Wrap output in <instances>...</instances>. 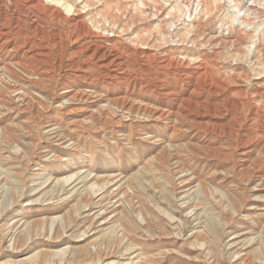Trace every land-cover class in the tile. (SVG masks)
Masks as SVG:
<instances>
[{"label": "rangeland", "instance_id": "1", "mask_svg": "<svg viewBox=\"0 0 264 264\" xmlns=\"http://www.w3.org/2000/svg\"><path fill=\"white\" fill-rule=\"evenodd\" d=\"M7 1L0 264H264V0Z\"/></svg>", "mask_w": 264, "mask_h": 264}, {"label": "bare ground", "instance_id": "2", "mask_svg": "<svg viewBox=\"0 0 264 264\" xmlns=\"http://www.w3.org/2000/svg\"><path fill=\"white\" fill-rule=\"evenodd\" d=\"M10 1V0H9ZM9 1H7V2H9ZM12 1V0H11ZM19 1H21V0H19ZM2 2V1H1ZM247 2L249 3V4H255V0H247ZM15 3V2H14ZM13 3V4H14ZM18 3V2H17ZM0 4H2V3H0ZM4 5V4H3ZM16 5V4H15ZM17 6V5H16ZM19 6V5H18ZM27 6V5H26ZM38 6V5H37ZM40 6V5H39ZM33 7H35V6H33ZM5 8H7L8 9V5H6V7ZM14 8V7H13ZM20 8V7H19ZM16 9H18V8H16ZM30 9V8H29ZM33 9V8H32ZM31 10V9H30ZM58 10V9H57ZM54 11V10H53ZM59 11V10H58ZM6 14V13H5ZM7 14H8V12H7ZM10 16V15H9ZM20 17V16H19ZM1 18V17H0ZM6 18V17H5ZM21 18V17H20ZM7 19V18H6ZM8 19H11V18H8ZM18 20V19H17ZM5 21H7V20H5ZM8 21H10V20H8ZM0 22H2V21H0ZM12 22V21H11ZM17 22V21H16ZM6 23H8V22H6ZM0 24H2V23H0ZM9 24H11V23H9ZM17 24H18V22H17ZM3 25V24H2ZM5 26V25H4ZM6 26H9V25H6ZM19 26V25H18ZM10 27V26H9ZM13 27V26H12ZM31 27V26H30ZM36 28H37V26H36ZM9 29V28H8ZM15 29V28H14ZM17 29V28H16ZM20 29V28H19ZM31 29V28H30ZM35 29V28H34ZM10 30V29H9ZM1 32V31H0ZM5 32V31H4ZM4 32H3V35H4ZM6 32H7V30H6ZM11 33V32H10ZM28 33V32H27ZM8 34V33H7ZM16 34H18V33H16ZM32 34V33H31ZM30 34V35H31ZM27 35V34H26ZM46 35V34H45ZM2 36V35H1ZM10 36H11V34H10ZM15 36V35H14ZM28 36V35H27ZM38 36V35H37ZM44 36V35H43ZM13 37V36H12ZM23 37V36H22ZM25 37V36H24ZM41 37V36H40ZM3 38V37H2ZM27 38V37H26ZM57 38V37H56ZM6 39V38H5ZM16 39V38H15ZM7 40V39H6ZM25 40V39H24ZM56 40V39H55ZM58 40V39H57ZM56 40V41H57ZM62 40H63V38H62ZM8 41V40H7ZM46 41V40H45ZM40 42V41H39ZM57 44H58V42H56ZM55 43V44H56ZM255 43L256 42H252V44H251V46H250V48H249V56H250V58L251 59H253L254 58V56H255V53L257 52L256 51V45H255ZM30 44V43H29ZM1 45V44H0ZM3 45V44H2ZM5 46V45H4ZM17 46H18V44H17ZM53 46V45H52ZM3 46H1V48H2ZM13 47V46H12ZM11 47V48H12ZM21 47V46H20ZM30 47V46H29ZM0 48V49H1ZM37 48V47H36ZM38 48H40V47H38ZM50 48H52V47H50ZM10 49V48H9ZM14 49H17V47L16 48H14ZM29 49V48H28ZM34 49V48H33ZM39 50H41V49H39ZM4 51H7V49L6 50H4ZM9 51V50H8ZM3 53V52H2ZM12 53V52H11ZM14 53V52H13ZM22 53V52H21ZM24 53V52H23ZM49 53V52H48ZM110 53V51H107V50H104V49H100V53H99V59H101V60H104V61H102L104 64L103 65H101V66H104V67H108V66H110V65H112V63H114L115 62V60H111L110 62H106L105 60H109L110 58H108V59H106L107 57H108V54ZM10 54V53H9ZM39 54V53H38ZM14 55V54H13ZM12 55V56H13ZM40 56H41V54H39ZM38 55V56H39ZM50 55H51V53H50ZM11 56V55H10ZM26 56V55H25ZM1 57V56H0ZM30 57H31V55H30ZM43 57V56H42ZM14 58V57H13ZM16 58V57H15ZM28 58V57H27ZM26 58V59H27ZM39 58V57H38ZM20 59V58H19ZM30 59H35V60H38L37 59V55L36 56H33V57H31ZM29 59V60H30ZM15 61H18V59L17 60H15ZM33 61V60H32ZM41 61H42V59H41ZM41 61H39V62H41ZM28 62V61H27ZM45 62H46V59H45ZM20 63H22L21 64V66L22 67H25V69H28V70H30L29 68H28V66H27V64L28 63H30V64H32L30 61L27 63V64H25V63H23V62H20ZM44 63V62H43ZM119 63V62H118ZM29 64V65H30ZM44 64H46V63H44ZM48 64V63H47ZM115 64V63H114ZM18 65V64H17ZM118 67L119 66H121L120 64H116ZM3 66H5V65H3ZM32 66V65H31ZM39 66V65H38ZM40 67H41V65H40ZM33 68L34 69H32L31 71H28V74H30L31 76L32 75H34V74H38L37 76H39V75H41L43 72H39L37 69H35L36 67H34L33 66ZM0 69H1V67H0ZM123 69V68H122ZM114 70V69H113ZM116 70V69H115ZM12 72H14V71H12ZM27 73V72H26ZM15 74V73H14ZM35 76V75H34ZM82 78H83V80L85 79V77L84 76H82ZM81 79V78H80ZM24 80V79H23ZM28 85H34V83H35V81H31V80H29L28 82ZM25 85V84H24ZM36 85V84H35ZM77 96V95H76ZM70 98V97H69ZM68 98V99H69ZM164 115H165V113H164ZM235 129V128H234ZM84 158H86V155L84 154V153H82L80 156H79V159H78V161H76V160H72V161H69V165H67V166H65L64 168L65 169H70V168H72V167H74V166H77L78 165V162H80V161H82ZM52 168L50 167V168H47V170H51Z\"/></svg>", "mask_w": 264, "mask_h": 264}]
</instances>
